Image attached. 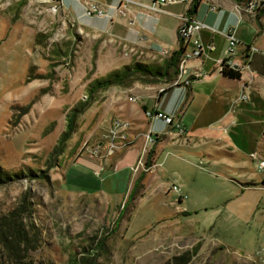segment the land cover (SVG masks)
Segmentation results:
<instances>
[{
    "label": "rangeland",
    "instance_id": "1",
    "mask_svg": "<svg viewBox=\"0 0 264 264\" xmlns=\"http://www.w3.org/2000/svg\"><path fill=\"white\" fill-rule=\"evenodd\" d=\"M62 1L74 14L69 16L59 6L56 12H49L45 0H0V168L27 174L0 184V214L29 191L32 218L41 239L38 249L30 253L33 262L68 264L81 249L88 250L104 237L96 264H171L172 257L184 251L189 255L185 264H264L258 256L264 244L257 221L261 208L252 199L253 191H241L230 180L224 181L227 174L201 163L203 158H191L183 167L155 166L154 152L149 153L153 144H146L143 160L148 159L151 166L130 170L124 193L90 191L95 188L90 184L93 177L86 174H90V165L95 162L101 170L110 168L116 154L133 143L126 118L129 106L135 107L128 110V117L144 116L138 106L150 107L156 95L148 90L129 91L133 84L145 85L135 80L127 87L112 85L88 97L90 80L124 64L108 55H98L95 60L98 45H105L94 34L76 28L90 24L93 16H80L84 1ZM206 4L207 0H199L198 8ZM110 43L106 45L114 50ZM115 46L121 54V46ZM103 48L104 52L107 46ZM157 57L137 51L133 60L160 63L159 57L154 61ZM38 74L49 78L30 79ZM131 94L133 101L128 100ZM81 104L71 132L62 136L67 115ZM115 119L127 123L128 143L105 154L103 135ZM143 142L140 148L125 150L116 164L132 167ZM191 147L207 151L210 144L183 145ZM198 160L199 167L190 165ZM69 176L76 179L70 181ZM79 179H87L88 184L74 182ZM172 183L181 185L185 195L181 202L170 190ZM0 264H5L1 253Z\"/></svg>",
    "mask_w": 264,
    "mask_h": 264
},
{
    "label": "crops",
    "instance_id": "2",
    "mask_svg": "<svg viewBox=\"0 0 264 264\" xmlns=\"http://www.w3.org/2000/svg\"><path fill=\"white\" fill-rule=\"evenodd\" d=\"M78 1L95 2L107 13V16H93V21L84 26L74 23L79 31L94 34L99 43L105 45L101 46L102 48L98 45L95 60L98 55H108L123 64L136 62L133 55L137 51L147 56L159 57L162 50L169 54L175 50L178 45L176 28L180 17L186 15L185 11L189 6V2L162 5L155 3L154 7L157 10H148L139 5L128 4L124 9L125 14L119 15L115 13L117 0ZM133 1L143 5L150 3L149 0ZM233 3L234 0H207L205 8L199 9L197 5L190 15L192 19L204 25L197 33L200 40L210 41L214 48L209 52V58L187 61V75L190 78L187 86H168L174 76L169 81L131 85L129 91L148 90L154 91L156 95L154 104L150 107H146L145 104L138 106L140 113L150 108V111L157 110L172 116L173 122L167 125L156 118L144 116L131 119L128 117V110L134 109L135 106L130 105L126 118L131 123L133 143L116 154L110 168L101 170L95 162L90 165V174L89 172L86 174L93 177L94 180L90 184L95 187L90 191L124 193L131 167L127 168L126 165L119 167L116 158H121L123 152L131 147L140 148L143 142L140 135L150 132L154 137L155 135L158 137L151 146L155 166L159 163L161 166L183 167L191 163V158H203L204 161L198 160L197 163L190 165L198 166L200 161L205 162L210 168L225 172L227 180L224 181L230 180L241 191H253L252 199L261 208L257 219L258 227L264 233V167L260 170L257 168L258 159H264V11L239 15L234 11ZM209 4H214L216 9L209 10ZM263 4L264 1L260 6ZM65 6L62 1L61 10L65 11L64 13L69 16V13L74 14L71 12L72 9H68L71 6L68 8ZM83 10L80 16H83ZM229 30L238 42L235 48L237 58L243 55V60L246 61L237 79L224 77L214 70L213 60L224 55L225 34ZM107 43L113 45L114 50H110ZM120 44L132 46L135 52L120 54L115 46ZM166 44L169 47L166 48ZM106 46L103 52L105 49L103 47ZM168 56L163 54L162 57L161 54L159 59L163 60ZM158 57L155 62H158ZM195 72H200L201 75L193 76ZM162 86L166 88L158 92ZM240 94L245 98L239 99ZM130 96L135 98L132 94ZM119 115L122 113L119 112ZM175 122L178 123V128L175 127ZM162 125H165L163 130ZM189 142L198 146L210 144V148L207 151L192 147L183 148L184 143ZM250 153H255L258 159H250ZM65 174V179L68 180V174L66 172ZM69 179L71 181L76 178L69 176ZM74 182L79 185L88 184L87 179ZM177 186L180 188L181 185ZM82 190L88 191L85 188Z\"/></svg>",
    "mask_w": 264,
    "mask_h": 264
},
{
    "label": "trees",
    "instance_id": "3",
    "mask_svg": "<svg viewBox=\"0 0 264 264\" xmlns=\"http://www.w3.org/2000/svg\"><path fill=\"white\" fill-rule=\"evenodd\" d=\"M198 2L199 0H191L185 14L190 16L197 7ZM258 8V11H264L263 5ZM38 36H40L39 33L35 35V42L39 41ZM180 52L181 47L178 44L177 48L171 51L169 56L164 58L160 63L145 64L142 62H131L112 69L103 75L97 76L88 82L86 86L87 96L91 98L92 94L96 91L106 89L112 85L127 87L135 80H140L145 84H153L160 79L169 81L175 75L177 58ZM221 75L230 79H237L239 76L238 72L233 70H223ZM33 78L48 79L49 77L46 74H38L30 77V79ZM41 91L43 90L41 89ZM82 107L83 104L79 105L77 108L72 109L71 113L67 115L66 126L62 136L68 135L71 132L75 114H77ZM150 152H152V148L149 150V153ZM145 165H150L148 159H145ZM27 173L30 174L31 172ZM142 174L143 172L134 180L133 189L138 186ZM26 175L27 174L22 172H8L0 168V184L11 182L25 177ZM132 192L133 190H131L128 195L129 200L132 197ZM122 209L123 206L118 212L115 223H117ZM185 214V212H181V215L184 216ZM32 216L33 204L28 190L21 194L18 202L11 209L0 214V253L2 263L41 264V262H33L30 257V253L37 250L41 242L40 231L33 222ZM104 240V237H101L97 239L92 246H89L88 250L81 249V251L78 252V256L69 259L70 262L68 264H96V255L104 248ZM196 248L197 244L193 246V252H195ZM188 260V252L184 251L180 255L173 256L170 263L185 264Z\"/></svg>",
    "mask_w": 264,
    "mask_h": 264
},
{
    "label": "built area",
    "instance_id": "4",
    "mask_svg": "<svg viewBox=\"0 0 264 264\" xmlns=\"http://www.w3.org/2000/svg\"><path fill=\"white\" fill-rule=\"evenodd\" d=\"M48 2L47 9L49 12H56L57 6L60 10L62 8L61 0H45ZM118 4L115 8V13L119 15L125 14V6L128 4H135L147 8L148 10H157L154 7V4H168L175 2H190L191 0H149L148 5L139 4L133 0H117ZM260 6L259 0H234L233 9L237 14L241 13H252ZM208 9L213 11L216 9L214 4H209ZM84 15L86 16H106L107 13L104 8H101L95 2H86L84 7ZM72 21V20H71ZM130 22V21H129ZM204 28V25L196 20L192 19L191 16L183 15L180 17L179 24L176 28V39L177 43L181 47V52L178 55L176 63V71L174 78L168 83V86L182 85L187 86L190 82L189 75H187V66L186 63L188 60H198L203 58H209V52L213 50V44L209 42H203L198 36V31ZM226 46L224 49V55L221 58H214V70L221 73L223 70H233L239 72L245 67V60H243V55L237 58V53L235 48L237 46V40L233 36L232 32L229 30L225 34ZM122 54H130L135 52V49L132 46L121 45ZM189 46L190 50L186 51V47ZM161 54L169 55L166 50H162ZM200 72H195L193 76H200ZM166 88L162 86L158 89V92ZM243 94L239 95V99H244ZM128 100L133 101V97H128ZM143 115L145 118H156L161 120L164 124H171L173 122L172 116L166 115L157 110H143ZM127 123L119 119L112 120L111 125L103 138L106 139V151L105 154H110L116 148L123 147L128 143L126 139V130ZM175 127L178 128V123L175 122ZM156 136V135H155ZM156 137L153 138L150 132L143 135V148L141 149V154L137 158L134 166L130 168L131 171H136L138 169L147 170L151 165H145V159L143 156L146 153L144 147L146 144H153ZM250 159H258L255 153L249 154ZM264 167V159H258L257 168L260 170ZM170 190L175 195V200L180 202L184 197V193L180 190L179 186L176 184H171ZM258 256L261 258V261L264 262V246L259 249Z\"/></svg>",
    "mask_w": 264,
    "mask_h": 264
},
{
    "label": "water",
    "instance_id": "5",
    "mask_svg": "<svg viewBox=\"0 0 264 264\" xmlns=\"http://www.w3.org/2000/svg\"><path fill=\"white\" fill-rule=\"evenodd\" d=\"M262 2H263V0L260 3H262Z\"/></svg>",
    "mask_w": 264,
    "mask_h": 264
}]
</instances>
